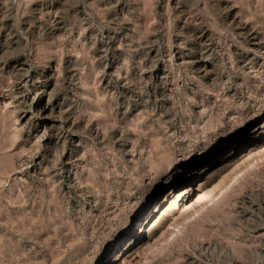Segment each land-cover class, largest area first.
<instances>
[{
    "label": "rangeland",
    "instance_id": "rangeland-1",
    "mask_svg": "<svg viewBox=\"0 0 264 264\" xmlns=\"http://www.w3.org/2000/svg\"><path fill=\"white\" fill-rule=\"evenodd\" d=\"M261 123L264 0H0V264H264V159L142 245Z\"/></svg>",
    "mask_w": 264,
    "mask_h": 264
},
{
    "label": "bare ground",
    "instance_id": "bare-ground-1",
    "mask_svg": "<svg viewBox=\"0 0 264 264\" xmlns=\"http://www.w3.org/2000/svg\"><path fill=\"white\" fill-rule=\"evenodd\" d=\"M37 114L40 116L41 122L44 126H46V125L49 126L50 124H53L55 122L54 110L48 103L42 104L39 107ZM258 136H260V137L257 138ZM250 139L252 140L254 145L252 144L253 146L249 148L250 152H248V153L250 155L252 154V156L256 155V159H252V161L247 163L245 166L241 167L234 174L235 180L232 181V183L227 184L228 182L231 181V179H230L227 183L221 182L215 188L205 187L203 190L201 189V191L194 194V196L192 198H189L192 194L191 193L192 190L190 187H187V186H183L182 188L170 190L169 193L164 192L163 197L166 200V202L164 201L166 204L163 202L164 203L163 205L156 207V210L154 213H152L150 211L152 214L149 213L150 215L149 216L147 215L148 218L145 220L146 222L144 223V227L146 226L145 234L147 236L145 237L146 241L143 242L142 245L146 244L148 240L150 241V244L153 243V240L157 236H159L158 232L165 225H167V217H165L167 215V211L169 212L172 209L180 211L179 215L178 214L177 215L172 214L173 217L171 218L172 223H175V224L177 223V224L174 228V232H172L169 236H173L174 238H176L179 235V233L181 232V229L183 227L185 228L194 219L199 217L200 214L203 211H205V209H207L209 207V205H211V203H213V202L217 201L218 199H220L221 197L227 195L228 191L237 185V183L240 181L242 176L246 173V171H248L249 168H253V167L257 166L260 163V161L262 159H264V124H262V126H260L259 130L257 131L256 136L253 137L251 135ZM246 151L242 153V156L235 157V162L232 161L233 159L229 160L228 162L225 163L224 166H226V167L228 166V168L234 167L235 164L243 156L245 157ZM248 153H247V155H249ZM166 194H168V195H166ZM160 202H161V199H159V202H157V205ZM154 207H155V205H154ZM172 223L170 222V226H172ZM143 247H145V246H143Z\"/></svg>",
    "mask_w": 264,
    "mask_h": 264
}]
</instances>
